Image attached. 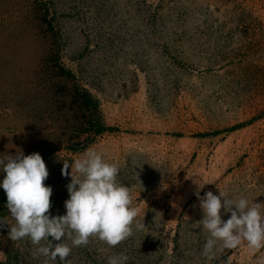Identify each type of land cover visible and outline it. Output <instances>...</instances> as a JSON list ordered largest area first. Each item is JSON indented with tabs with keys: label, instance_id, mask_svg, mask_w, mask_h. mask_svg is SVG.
<instances>
[{
	"label": "rangeland",
	"instance_id": "obj_1",
	"mask_svg": "<svg viewBox=\"0 0 264 264\" xmlns=\"http://www.w3.org/2000/svg\"><path fill=\"white\" fill-rule=\"evenodd\" d=\"M90 147L149 231L52 261L5 225L0 264H260L264 249L201 254L194 192L264 202V0H0V154L40 153L63 215V161ZM6 203L0 189V217Z\"/></svg>",
	"mask_w": 264,
	"mask_h": 264
},
{
	"label": "clouds",
	"instance_id": "obj_2",
	"mask_svg": "<svg viewBox=\"0 0 264 264\" xmlns=\"http://www.w3.org/2000/svg\"><path fill=\"white\" fill-rule=\"evenodd\" d=\"M61 173L71 176L66 186V214L52 215L53 189L44 183L49 171L41 154L25 155L22 150L0 154V189L6 194L10 214L0 217V228L9 226L11 241L29 238L38 246L33 256L65 261L72 246L86 245L90 236L116 247L133 235V227L140 232L149 231L145 215L142 223L137 221L140 211L133 207L130 188L117 181L118 165L106 161L102 151L90 147L72 164L63 161ZM197 185L194 195L203 218L196 224L208 233L201 254L209 262L216 259L218 250L246 246L255 253L264 249V202L250 201L244 195L229 198L221 190L219 195L211 190L201 195L204 185ZM222 209L224 214L230 213L226 221L222 219ZM42 240L46 245H41ZM67 241H71V246ZM128 260L126 255L109 257L108 264H128Z\"/></svg>",
	"mask_w": 264,
	"mask_h": 264
},
{
	"label": "trees",
	"instance_id": "obj_3",
	"mask_svg": "<svg viewBox=\"0 0 264 264\" xmlns=\"http://www.w3.org/2000/svg\"><path fill=\"white\" fill-rule=\"evenodd\" d=\"M97 133L99 132V131H96Z\"/></svg>",
	"mask_w": 264,
	"mask_h": 264
}]
</instances>
